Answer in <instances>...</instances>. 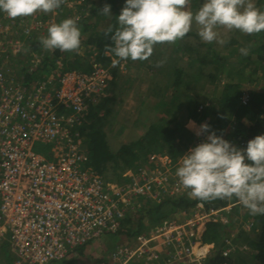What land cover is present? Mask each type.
<instances>
[{
  "label": "trees",
  "instance_id": "16d2710c",
  "mask_svg": "<svg viewBox=\"0 0 264 264\" xmlns=\"http://www.w3.org/2000/svg\"><path fill=\"white\" fill-rule=\"evenodd\" d=\"M261 1L256 0L254 3L258 7ZM202 2L203 0H190L188 8L194 12ZM69 3L72 5L68 6ZM124 3L125 0H63L60 7L54 10L55 14L53 12L50 16L55 17V23L66 18L77 21L81 30L78 53L62 52L59 49L41 50L39 40L31 41L24 51L15 56L9 55L6 60L10 65H16L10 66L14 73L13 80L27 93L51 70L56 69L58 63L61 64L59 71L74 69L88 72L92 62H95L112 73L111 60L116 57L109 51L114 45L110 36L105 35V30L109 25H116V16ZM105 4L110 6L111 16L101 14L100 9ZM198 37L197 31L191 30L184 37L187 41L183 38L182 42L179 40L176 44L173 50L176 55L169 54L167 59L162 60V66L157 67L156 63L149 67L151 75L147 86L148 94L155 99V104L167 106L164 109L166 114L159 120L148 122L138 137L121 142L114 150L110 149L102 127L96 124L100 119L99 112L109 113L107 99L112 97L111 100H114L117 82L107 80L101 96L88 103L82 124L72 128V133L77 132L82 137L86 149L87 158L83 167L89 168L93 175L105 182L121 186L137 180L139 169L146 166L152 168V155L166 156L175 164L198 137H203L206 141L207 136V133L197 135V132L185 126L180 118L182 115L176 111L182 106L177 102L179 96L185 101V119L191 120L198 130L200 125L207 124L209 131L240 149L246 148L247 142L256 135L264 134V31L246 35L233 30L232 35L223 39L226 41L224 44H217L215 41L204 43ZM189 38L198 40L191 44ZM241 48L247 50V55H241ZM35 55L38 56L37 62H34ZM131 61L128 59L126 63ZM220 77L222 83H218L221 81ZM205 83L207 94L206 98L202 97L204 102H201L197 92L190 96L180 91L182 86L192 85L196 89L202 88L201 85ZM243 94L247 95L245 103L241 101ZM38 143L42 147V153L51 160L64 150L59 143ZM139 201L142 206H138L136 201L134 206L136 204L137 209L133 206L134 208L127 210L116 231L107 235L136 238L146 233L147 228L159 225L177 212L195 207L194 210L198 211L199 208L203 212L217 210L237 200L232 198L202 202L190 198L184 189L175 198L155 203L142 198ZM236 209V206L231 208L234 212ZM243 217L249 219L251 230H239L232 242L238 247L248 246L247 250L237 252V247H234L230 255L223 256L222 250L227 247L225 245L230 232L222 231L220 224L209 223L201 239L203 243L212 244L213 248L202 261L204 264H264V215H252L247 211ZM131 244L133 242L118 246ZM87 245L74 248L64 260L51 264H72L78 257H86ZM118 246L108 248L101 257H92L91 264H108V256ZM13 256L6 242L0 245V264H13Z\"/></svg>",
  "mask_w": 264,
  "mask_h": 264
},
{
  "label": "built area",
  "instance_id": "2783aa9c",
  "mask_svg": "<svg viewBox=\"0 0 264 264\" xmlns=\"http://www.w3.org/2000/svg\"><path fill=\"white\" fill-rule=\"evenodd\" d=\"M2 21L0 18V37L7 29ZM22 32L28 34V28ZM5 47L8 51L6 56L0 53L2 61L22 52L23 43L11 38ZM33 58L37 62L38 56ZM60 68L58 63L27 93L0 68V245H9L15 256L13 264L64 260L74 248L114 233L139 199L159 202L184 191L172 171V165H181L183 156L173 164L166 156L152 155L153 167L139 169L137 180L121 186L107 183L83 167L86 149L72 128L82 124L88 103L103 93L109 72L95 62L88 72ZM241 101H247L246 94ZM38 142L59 143L64 150L51 160L33 150ZM201 142L205 139L198 137L184 154ZM238 204L237 200L222 209L196 211L194 219L183 223H160L140 234L133 244L116 247L108 264L141 260V264H188L194 254L181 242L187 236L186 228L194 227L193 220L225 222L220 211ZM230 248L233 250L223 249L222 255H228Z\"/></svg>",
  "mask_w": 264,
  "mask_h": 264
},
{
  "label": "clouds",
  "instance_id": "9594fccd",
  "mask_svg": "<svg viewBox=\"0 0 264 264\" xmlns=\"http://www.w3.org/2000/svg\"><path fill=\"white\" fill-rule=\"evenodd\" d=\"M63 0H0V12L9 19L30 17L38 12L49 13ZM190 0H125L116 25H109V49L121 61H144L151 57L157 44H175L188 34L193 25L204 43L226 41L219 38L218 29L238 30L246 35L264 31V11L254 0H204L195 11L188 8ZM101 14L111 16L105 4ZM81 30L73 18L48 26L47 34L39 38L44 50L59 49L77 52L81 45ZM241 55L247 50L240 49ZM162 61L157 67L162 66ZM207 133L206 141L190 148L183 155L175 175L190 198L211 202L235 198L252 215H264V134L256 135L239 149L202 124L197 135ZM202 206V205H201Z\"/></svg>",
  "mask_w": 264,
  "mask_h": 264
},
{
  "label": "rangeland",
  "instance_id": "374dc122",
  "mask_svg": "<svg viewBox=\"0 0 264 264\" xmlns=\"http://www.w3.org/2000/svg\"><path fill=\"white\" fill-rule=\"evenodd\" d=\"M254 2H256V0H254ZM71 5H72L71 3L68 4V6ZM257 8L260 9L261 11H264V0L260 2V6H258ZM196 9L197 8H195V11ZM53 12L54 11L49 13L38 12L30 17H26V18L21 17L16 19H9L5 13L0 12V18L3 19L2 22H4V24H7L6 33L3 34L2 37H0V53L2 52L4 54L3 56H6V52L8 51V48L5 47L6 42L11 38H15V39L18 38L19 40H21L23 43L22 51H24L25 46L29 42L37 41L41 36H45L47 34L48 26L55 23V17H51L52 16L51 14H53ZM45 15H47L46 18L43 17ZM34 20L39 21V23H36ZM24 28H28L29 31L28 34L22 32ZM192 30L197 31V27L193 25ZM217 31L219 32L220 39H225V38L227 39L229 35L233 34V31H227L222 28L218 29ZM7 38L9 39L7 40ZM183 40L187 41L188 39L184 38ZM197 40L193 38H189V42L191 44L195 43ZM199 40L201 39L199 38ZM180 41L182 42V39ZM177 43H179V40L175 44H168V43L159 44L155 46L153 54L149 59L144 61H139V60L131 61L129 63H126V61H121L117 67H113L114 74L113 72L108 73V80L110 81L112 79L113 81L117 82V87L114 88L115 89V92L113 94L114 100H111L112 97L109 96L110 99H107L108 101H106L107 107L109 108V113L105 114L103 111L99 112L98 117H100V119L99 122H97L96 124L102 127V130L106 135V141L110 149L114 150L121 142L128 141L132 139V137L133 138L138 137L143 132L148 122L152 120H159L163 114H166L164 109L167 106H160L158 105L159 103L155 104V99L151 97L150 94H148L147 86L150 83L149 78L151 75V70L149 69V67L156 65V63L161 62L162 60L167 59L169 54L170 56L176 55V53L173 50L175 49ZM41 50H43V47ZM8 59L9 57H7L6 60ZM6 60L4 57L2 61L3 63L0 64V68L6 71L7 74L10 75L11 78H13L12 75L14 73L12 72V69H10V66L16 67V65L14 64L10 65V62ZM112 60H111V64H112ZM220 79L221 81L219 82L216 81V83L217 82L222 83L223 82L222 77H220ZM206 84L207 83L201 85L202 88L198 87L196 89L195 87L193 88L192 85L182 86L180 91L186 92L190 96H194L197 92L200 96V99H202L201 102H204L203 98H206V94H207ZM177 102H179L182 105L180 106L181 109L180 107H178L176 111L178 112L179 115L180 114L182 115L180 118H182V120L184 121L185 126L188 129L197 132L198 131L197 126H195V124L191 120L185 119L184 111H183V105L185 101L181 96H179ZM41 148L42 147L39 146V143H35L33 145V150L35 152L44 155L41 151ZM172 167L174 169L172 171L175 172L177 166L172 165ZM146 169L149 170V167L146 166ZM178 195L179 193L170 196H164L160 200L175 198ZM149 201H152L154 203L157 202L155 200L154 201L149 200ZM137 202H138L137 203L138 206H142L140 203L141 201H137ZM134 207L137 209L136 204ZM236 207L237 209L235 212L232 211L231 209L227 211H220L219 214L224 216L225 222H219V220L217 222H212V223L220 224L222 231L230 232L229 238L227 240V244L225 246H227L226 248L232 247L233 250H231L230 248V253H228V255H230L234 251L235 249L234 247H237V252L247 250L246 248H248V246L246 245L238 247L237 245H234V243L232 242V240H234L235 237H237V233L239 232V230L241 229L246 230V232L251 230L249 219H245L243 217V215L249 210L241 204L236 205ZM195 208L188 209L185 212L182 211L177 212L174 215H171L169 218L161 221V223L170 220L176 221L178 223H183L187 220L194 219L192 215L194 212H196V210H194ZM197 210H198L197 212L199 213H204L199 208ZM226 214H230V215L225 216ZM201 220L200 222L193 220V222H195L194 227L193 228L187 227L186 228L187 236L182 237L181 239V242H183L184 246L189 245L194 254V256L192 255L191 257V260L193 261H190L188 264H204L202 261L205 259V257L208 255V253H210L211 249L213 248L212 244H206L202 242L201 239L202 233L205 231L206 226L209 223L204 224L205 219H201ZM150 228L153 227H149L146 230H149ZM255 230H257V228H255ZM109 235L105 234L98 240L89 243L85 251L86 257L84 258L78 257L76 261L72 264H91L90 259L92 257H101L103 255V252L108 248L110 247L112 248L118 245H125L129 242H134L137 238V237L136 238L124 237L122 235H118V236H109ZM197 249L198 250L200 249L199 252H196ZM14 257L15 256H13V258ZM198 259L199 261H197ZM141 263L137 262V264H141Z\"/></svg>",
  "mask_w": 264,
  "mask_h": 264
},
{
  "label": "bare ground",
  "instance_id": "6f19581e",
  "mask_svg": "<svg viewBox=\"0 0 264 264\" xmlns=\"http://www.w3.org/2000/svg\"><path fill=\"white\" fill-rule=\"evenodd\" d=\"M195 249V248H194ZM200 250V249H199ZM199 250L197 249L196 252H199Z\"/></svg>",
  "mask_w": 264,
  "mask_h": 264
}]
</instances>
